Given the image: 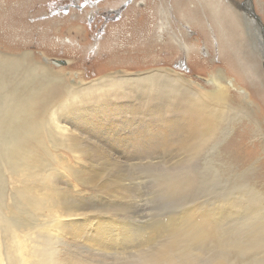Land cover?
<instances>
[{"label": "bare ground", "instance_id": "6f19581e", "mask_svg": "<svg viewBox=\"0 0 264 264\" xmlns=\"http://www.w3.org/2000/svg\"><path fill=\"white\" fill-rule=\"evenodd\" d=\"M212 1L214 4L209 5L211 0H206L203 9L213 17L216 29L231 28L238 34V28H245L237 15H233V22L220 25L222 14L230 10H221L218 1ZM162 11L164 17H169L167 6ZM34 60L28 50H0V264H264V184L244 180L250 169L245 168L246 172L242 168L240 154H218V167L209 164L208 174L199 173L196 180L185 173L180 187L193 185L199 201L174 220L170 229L167 220L165 230L161 227L163 231L157 227L136 230L109 218L95 219L97 216L81 211L83 208L61 210L58 206L61 191L56 187L57 176L72 172L61 150L69 152L76 163L98 154L110 162L113 159H109L112 155L106 142L116 146L120 142L150 141L156 151L173 149L174 158L191 160L214 138L223 117L232 119V123L228 119L223 137L232 134L236 120L246 112L227 102V85L234 86L222 70L210 75L214 90L204 91L165 68L135 74L115 70L88 82H71ZM44 73L49 74L50 81L39 79ZM165 79L171 81V91L163 100L159 93L163 88L167 90ZM188 90V95L175 97ZM140 93L145 96L143 105L135 102L134 95ZM125 111L129 114L123 121L121 113ZM135 117L146 129L138 128L124 136V128L120 130L119 125L124 123L130 128L137 122ZM247 120L253 124L264 151L259 124L249 115ZM219 147L215 150L221 152ZM180 150L189 151L177 153ZM229 172L241 185L227 189V182H222ZM170 186L177 189L178 183ZM110 191V186L103 185L102 193L110 195ZM115 193L122 194L119 190ZM9 198L11 203L7 202ZM21 216H27L25 225H21ZM65 238L86 244L88 251H68ZM128 250L133 253H125ZM112 251L117 253V262H108L110 258L98 254Z\"/></svg>", "mask_w": 264, "mask_h": 264}, {"label": "rangeland", "instance_id": "374dc122", "mask_svg": "<svg viewBox=\"0 0 264 264\" xmlns=\"http://www.w3.org/2000/svg\"><path fill=\"white\" fill-rule=\"evenodd\" d=\"M205 1L0 0L1 51L9 48L13 52L28 50L32 53V60L61 73L71 82H88L102 76V73L115 70L135 74L165 68L192 81L191 87L212 91L214 86L209 81L210 75L220 69L234 86L227 85V102L235 108L241 106L246 112L240 117H247L237 119L235 131L227 137L223 135L229 118L223 117L216 127L214 138L207 141L203 145L204 150L191 160L188 157L184 160H181L183 157L174 158L173 149L170 152L169 149L156 151L153 149L154 142L150 141L141 144H137L140 141L120 142L116 146L106 142L112 155L109 159H113L110 162H105L104 157L98 154V157L94 156L96 159L89 157L82 163V159L76 163L69 152L61 150L68 158L72 172L65 173L63 177L57 176L56 187L61 191L59 209L83 208L81 211L94 214V218L97 216L95 219L109 218L136 230L149 227H157L158 230L162 227L165 230L167 226L170 229L174 220L193 208L195 201H199L193 185L180 187L185 173L194 180L199 178V173L207 175L209 164L218 167V154L223 157L225 151L233 157L240 154L242 168L245 171L250 169V172L246 171L249 173L244 174L245 181L264 184V151L259 137L256 138L253 124L247 120L249 115L259 124L260 133L264 135V0H217L221 10H230L222 14L220 25L233 22V15H237L236 18L245 26L243 30L242 27L237 29L240 31L238 34L231 28L216 29L213 17L203 9ZM211 2L209 5L214 4ZM225 2L231 4L230 8ZM166 6L170 9V15L165 19L161 12ZM39 79L48 82L51 77L44 73ZM163 84L167 90L163 88L159 95L164 100L170 94L167 91H171V81L165 79ZM189 93L188 90L175 97ZM134 96L137 105L146 103L144 94ZM244 101L249 104L243 107ZM121 114L124 115L121 119L125 121L129 113L125 111ZM229 116L234 118L231 114ZM135 119V126L130 128L124 123L119 125L120 130L124 128L121 131L124 136H130L138 128L146 129V125L139 123L138 117ZM229 120L232 123V119ZM217 146H220L221 152L215 150ZM212 147L213 151L210 150ZM243 150L247 157L243 156ZM188 151L180 150L177 153ZM224 181L227 182V189L241 185L240 180L234 179L230 172L225 174L222 183ZM174 182L178 183L177 189L170 186ZM105 184L111 187L110 195L101 192ZM114 190L122 194L114 195ZM7 202L11 203V199ZM21 217L22 223L18 220L17 223L25 225L27 216ZM64 240L68 251H88L86 244L71 242L67 238ZM127 252L133 253L130 250ZM98 254L110 258L108 262H117L114 251ZM77 257L82 258L81 255ZM120 257L124 258L125 255Z\"/></svg>", "mask_w": 264, "mask_h": 264}, {"label": "water", "instance_id": "95a60500", "mask_svg": "<svg viewBox=\"0 0 264 264\" xmlns=\"http://www.w3.org/2000/svg\"><path fill=\"white\" fill-rule=\"evenodd\" d=\"M53 62V61H52ZM57 64V63H56Z\"/></svg>", "mask_w": 264, "mask_h": 264}]
</instances>
